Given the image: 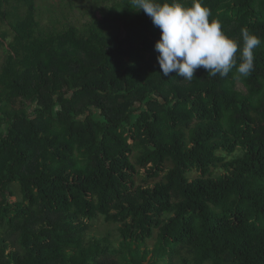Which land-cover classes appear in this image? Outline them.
<instances>
[{
	"label": "trees",
	"instance_id": "16d2710c",
	"mask_svg": "<svg viewBox=\"0 0 264 264\" xmlns=\"http://www.w3.org/2000/svg\"><path fill=\"white\" fill-rule=\"evenodd\" d=\"M105 1L44 28L36 0H0V264H264V0H203L237 65L242 28L262 44L247 78L191 85L160 74L142 9Z\"/></svg>",
	"mask_w": 264,
	"mask_h": 264
},
{
	"label": "clouds",
	"instance_id": "9594fccd",
	"mask_svg": "<svg viewBox=\"0 0 264 264\" xmlns=\"http://www.w3.org/2000/svg\"><path fill=\"white\" fill-rule=\"evenodd\" d=\"M136 11L143 10L160 29L154 48L161 75L175 72L182 80L191 81L197 69L215 77H226L233 68L239 77L247 78L255 70L254 49L262 40L249 29H241L243 48L237 65L239 42L222 31L218 19L209 21L211 11L203 0H191L186 7L181 0H131Z\"/></svg>",
	"mask_w": 264,
	"mask_h": 264
},
{
	"label": "rangeland",
	"instance_id": "374dc122",
	"mask_svg": "<svg viewBox=\"0 0 264 264\" xmlns=\"http://www.w3.org/2000/svg\"><path fill=\"white\" fill-rule=\"evenodd\" d=\"M107 5H110V3L109 1L107 2L105 0H36L38 15L44 28H51L53 24L57 28H62L69 24H74L80 27L87 23L94 13L98 12L104 7H107ZM0 29L7 30L6 26L1 24ZM2 60L3 53L0 51V65ZM126 60L129 63V60ZM194 75L196 77L197 71ZM195 77L191 81L181 79L179 80V83L191 85ZM138 105L139 104H136V106ZM215 173L222 174L223 171L216 170ZM198 175V171L193 170L189 177L194 178ZM160 178L161 177H149L144 170H140V173L135 176L137 184H144L149 187H152L153 183ZM13 190L15 191L16 196L9 197L10 203H14L19 195L18 187H14ZM91 235L96 237L108 235L115 244H117L119 241L117 226L114 224H106L102 218H97L91 222ZM155 237L156 236L147 241L149 250H151L155 244Z\"/></svg>",
	"mask_w": 264,
	"mask_h": 264
}]
</instances>
